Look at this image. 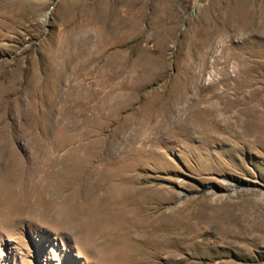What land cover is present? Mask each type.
<instances>
[{
  "label": "rangeland",
  "instance_id": "obj_1",
  "mask_svg": "<svg viewBox=\"0 0 264 264\" xmlns=\"http://www.w3.org/2000/svg\"><path fill=\"white\" fill-rule=\"evenodd\" d=\"M0 181V264H264V0H0Z\"/></svg>",
  "mask_w": 264,
  "mask_h": 264
},
{
  "label": "bare ground",
  "instance_id": "obj_2",
  "mask_svg": "<svg viewBox=\"0 0 264 264\" xmlns=\"http://www.w3.org/2000/svg\"><path fill=\"white\" fill-rule=\"evenodd\" d=\"M64 64V63H63ZM62 64V65H63ZM76 65V64H75ZM79 65V64H78ZM75 69V68H74ZM0 183H1V181H0ZM2 184V183H1ZM9 185V184H8ZM0 186H2V185H0ZM8 187H10V186H8ZM6 188H7V186H6ZM11 188V187H10ZM2 189V188H1ZM12 189V188H11ZM4 190V189H3ZM8 190V189H7ZM14 190V189H13ZM11 191L12 190H10V192H9V194L8 195H10V193H11ZM5 192H7L6 190H5ZM139 192V191H138ZM13 193V192H12ZM3 195V194H2ZM8 195H6V196H8ZM14 195V194H13ZM133 195V194H132ZM4 197H5V195H4ZM18 197V196H17ZM22 197V196H21ZM129 197H131V195L129 196ZM14 198H16V196H14ZM134 198V197H133ZM4 199V198H3ZM5 199H6V197H5ZM8 199V198H7ZM132 199V198H131ZM19 200V199H18ZM29 200V199H28ZM5 201V200H4ZM7 201V200H6ZM11 201H12V195H11ZM14 201V200H13ZM2 202V201H1ZM133 202H135V200L133 201ZM142 202V201H141ZM127 203V202H126ZM125 203V204H126ZM129 203V202H128ZM132 203V202H131ZM4 204H5V202H4ZM3 204V205H4ZM11 204H12V202H11ZM10 204V205H11ZM66 205V204H65ZM132 205V204H131ZM135 205V204H134ZM120 206V205H119ZM126 206V205H125ZM142 206V205H141ZM159 206H160V204H157V206H156V208L157 209H159ZM1 207V206H0ZM20 207V206H19ZM30 207H32V206H30ZM122 207V206H121ZM129 207H131L130 205H129ZM144 207V206H143ZM154 207V206H153ZM18 208V207H17ZM66 208V207H65ZM90 208V207H89ZM92 208V207H91ZM132 208V207H131ZM20 209H21V207H20ZM20 209H18V210H20ZM30 209V208H29ZM136 209V208H135ZM134 209V210H135ZM138 209H139V207H138ZM34 210V209H33ZM47 210V209H46ZM70 210V209H69ZM96 210V209H95ZM120 210H122V209H120ZM142 210L144 211V209L142 208ZM15 211V210H14ZM94 211V210H93ZM71 212V211H70ZM107 212V211H106ZM141 212V211H140ZM28 213V212H27ZM120 213H122V211H120ZM140 214V213H139ZM156 214V213H155ZM159 213H157L156 215H154V217H153V215H152V217L153 218H150V216H149V214H145V215H142L141 217V219H138L137 218V216L135 217L136 219H138V220H141L140 221V224H139V222H136L134 219H132L131 218V215H130V218H126V219H123L124 220V224H123V227H126V229H127V232H129L130 234H133L134 236H132L131 238L133 239V240H135L134 242H136V241H139L141 244H143V245H151V244H153V245H157L158 246V244H162L164 247L166 246V247H169V246H172L173 244H176V236H170V237H167V238H169V240H165V238H163V234H161L160 233V230H163L162 229V227H161V224H159V223H156V219L159 217V215H158ZM106 215V214H105ZM110 214H108L107 216H109ZM141 215V214H140ZM111 216H112V214L110 215V219H111ZM102 217V216H101ZM104 217H106V216H104ZM100 219V218H99ZM108 219H109V217H108ZM137 220V221H138ZM108 221H110V220H108ZM111 222H112V219H111ZM110 222V223H111ZM121 222H122V219H121ZM109 223V222H108ZM176 223V222H175ZM120 224H122V223H120ZM163 224V223H162ZM168 224V223H167ZM109 225V224H108ZM107 225V226H108ZM110 225H112V224H110ZM169 225V224H168ZM167 225V226H168ZM119 226H121V225H119ZM90 227V226H89ZM92 229H93V227H92ZM119 229V228H118ZM121 229V228H120ZM85 230V229H84ZM125 229H123V230H121V231H124ZM165 230H169L171 233H174V234H176V226H174V227H167V228H165ZM95 231V230H94ZM120 231V230H119ZM84 232V231H83ZM168 232V231H167ZM124 233V232H123ZM86 234H88V233H86ZM91 234H93L92 233V231L90 230V235ZM107 234V233H106ZM128 234V233H127ZM152 234H154V235H152ZM90 235H89V237H90ZM104 235V234H103ZM119 235H120V232H119ZM129 235V234H128ZM168 235V234H167ZM171 235H173V234H171ZM94 236V235H93ZM117 236V235H116ZM121 236H123V234L121 235ZM155 236V237H154ZM95 237V239H96V236H94ZM140 237H141V239H140ZM154 237V238H153ZM161 237V238H160ZM92 238V237H91ZM106 238V237H105ZM109 238H111V237H109ZM160 238V239H159ZM107 239V238H106ZM173 239V240H172ZM116 240V237H114L112 240H109L105 245H107V244H110V243H113L114 241ZM134 244V243H133ZM164 250V249H163ZM172 250V249H171ZM170 251V250H169ZM166 254H168V253H166ZM128 256V255H127ZM130 257H131V255H130ZM168 260L169 261H172V262H176L175 261V259H171V258H168ZM149 262L151 263V264H156V262H154L152 259H149Z\"/></svg>",
  "mask_w": 264,
  "mask_h": 264
}]
</instances>
